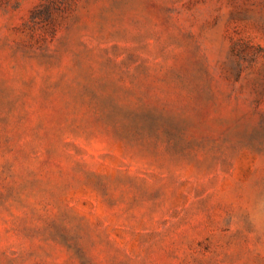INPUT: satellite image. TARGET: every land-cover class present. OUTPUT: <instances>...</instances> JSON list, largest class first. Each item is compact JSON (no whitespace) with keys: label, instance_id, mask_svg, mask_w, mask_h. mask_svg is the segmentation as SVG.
<instances>
[{"label":"rangeland","instance_id":"374dc122","mask_svg":"<svg viewBox=\"0 0 264 264\" xmlns=\"http://www.w3.org/2000/svg\"><path fill=\"white\" fill-rule=\"evenodd\" d=\"M0 264H264V0H0Z\"/></svg>","mask_w":264,"mask_h":264}]
</instances>
